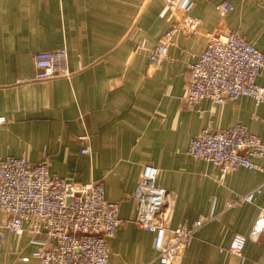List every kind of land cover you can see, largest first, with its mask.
<instances>
[{"label": "crops", "instance_id": "obj_1", "mask_svg": "<svg viewBox=\"0 0 264 264\" xmlns=\"http://www.w3.org/2000/svg\"><path fill=\"white\" fill-rule=\"evenodd\" d=\"M222 1L181 0L174 12L165 0H0V115L10 118L0 125V159H48L67 179L103 181L123 219L110 239L112 264H155V235L134 222V192L147 163L159 167L157 183L175 199L172 226L213 217L175 264H264V231L242 254L227 249L236 233L251 232L264 208V171L240 167L222 177L213 162L187 152L208 125L243 123L264 143V102L241 95L184 105L190 65L208 32L239 31L264 52V0H226L233 9L225 14ZM184 9L202 18L199 30L177 33L167 55L152 63V49ZM63 47L73 74L36 79L34 54ZM257 82L264 86V72ZM85 136L91 153L81 151ZM261 184L254 201L228 205ZM5 220L0 209V264H39L33 253L41 238L8 230Z\"/></svg>", "mask_w": 264, "mask_h": 264}, {"label": "built area", "instance_id": "obj_2", "mask_svg": "<svg viewBox=\"0 0 264 264\" xmlns=\"http://www.w3.org/2000/svg\"><path fill=\"white\" fill-rule=\"evenodd\" d=\"M165 1L174 12L180 9L181 0ZM217 7L225 14L233 9V4L225 0ZM182 11L152 49V63L167 55L177 33L199 30L202 18L189 9ZM207 35V47L190 65L184 105L192 109L202 99L218 104L241 95L253 97L258 104L264 102V86L257 82L258 74L264 72V52L239 31ZM34 60L38 80L73 74L66 47L37 51ZM9 120L7 115H0V125ZM92 149L85 136L81 151L91 153ZM187 152L213 162L220 168L222 177L240 167L264 171V163L255 160L264 157V143L243 123L224 129L208 125L190 140ZM159 172L153 163L144 165L134 192L138 207L134 222L154 233L155 264H175L188 241L213 217L202 216L172 226L175 199L157 183ZM262 190L263 185H258L238 194L228 205L254 201ZM120 207V202L106 197L103 181H72L51 171L48 159L39 163L24 155L0 159V209L6 213L3 227L41 238L43 245L33 253L39 264H112L110 239L123 221ZM263 231L264 208H261L251 232L236 233L227 249L242 254L247 240H259Z\"/></svg>", "mask_w": 264, "mask_h": 264}]
</instances>
